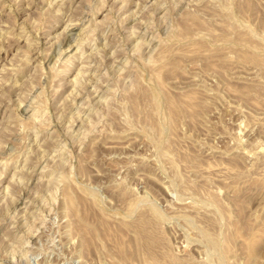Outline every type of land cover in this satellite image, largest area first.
Returning <instances> with one entry per match:
<instances>
[{"label":"rangeland","instance_id":"obj_1","mask_svg":"<svg viewBox=\"0 0 264 264\" xmlns=\"http://www.w3.org/2000/svg\"><path fill=\"white\" fill-rule=\"evenodd\" d=\"M142 220L264 264V0H0V264H117L81 231Z\"/></svg>","mask_w":264,"mask_h":264},{"label":"bare ground","instance_id":"obj_2","mask_svg":"<svg viewBox=\"0 0 264 264\" xmlns=\"http://www.w3.org/2000/svg\"><path fill=\"white\" fill-rule=\"evenodd\" d=\"M144 97H145V95H144ZM134 98H135V96H134ZM83 220H85V219L84 218L82 219L83 224H86ZM98 223H99V221H98ZM152 223L153 222H151L149 220H142V222H140L139 229H138L139 233L137 235V238L133 239V241H135L134 243L132 240H131L132 242L126 241L123 238H121L120 236H115L111 233V231H108L107 228H105L103 226L98 227V225L96 226V228H94L95 231H90V228L86 229L89 231H86V232L81 231V233L84 234V236L82 235L83 236V242L82 243H84L85 247L90 248L100 238L104 241H107V242L109 241L113 245V248H115L117 257H119L117 264H165L166 261L164 262V260H166V259L164 258V256H161L158 252V248H160V246L162 245L163 240L159 239L156 236L150 235L147 232L148 226L151 225ZM77 224H78V222H77ZM81 233H78V234H81ZM206 237L208 238L209 244L211 245L210 247L213 248L212 250H216L218 247L217 239L211 234H206ZM96 243H98V242H96ZM99 244L100 243H98V245ZM98 245H96V246H98ZM222 256H224V255H222ZM167 262L169 264H180L181 263L180 260L176 257L171 258Z\"/></svg>","mask_w":264,"mask_h":264}]
</instances>
